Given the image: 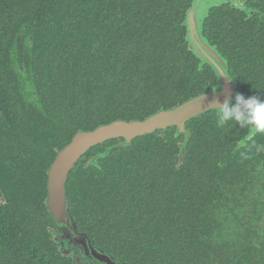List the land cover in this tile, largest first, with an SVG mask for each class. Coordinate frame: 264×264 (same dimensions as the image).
Segmentation results:
<instances>
[{
  "label": "trees",
  "instance_id": "obj_1",
  "mask_svg": "<svg viewBox=\"0 0 264 264\" xmlns=\"http://www.w3.org/2000/svg\"><path fill=\"white\" fill-rule=\"evenodd\" d=\"M194 1L0 0V264H77L46 204L48 170L75 134L219 86L189 49ZM243 1L212 8L204 36L240 90L264 98V0ZM194 121L181 167L174 129L107 156L121 140L94 148L67 182L70 214L128 264H264V205L250 198L263 142L232 153L249 128L218 127L216 112Z\"/></svg>",
  "mask_w": 264,
  "mask_h": 264
},
{
  "label": "water",
  "instance_id": "obj_2",
  "mask_svg": "<svg viewBox=\"0 0 264 264\" xmlns=\"http://www.w3.org/2000/svg\"><path fill=\"white\" fill-rule=\"evenodd\" d=\"M243 2V0H195L192 8L187 13L186 27L189 49L201 60L200 68H203L205 64L212 67L220 81L219 88L213 87L208 93L192 97L172 109H162L145 120H116L101 125L93 131H79L72 142L58 152L48 171L46 204L56 226L52 231L54 241L58 245L63 243L66 251L69 249L74 251L76 248L81 250V254L69 256L73 257L77 264H89L87 262L89 258L100 264H128L121 262L113 254L106 253L97 247L92 236L79 230L75 217L70 214L67 182L71 171L75 169L80 159L91 148L113 139L123 138L124 142L109 149L104 154L107 156L112 151L130 146L133 140L138 137L154 134L157 131H168L170 128L177 127L178 135H186V140L181 145V157H183L191 138L187 129L189 121L199 118L209 111H216L214 107L217 101L223 103L225 99L234 96L236 93L248 97L247 93L240 90L239 84L230 75L228 61L222 56L219 49L211 45L204 36L205 20L212 8L231 3L242 10H247L246 7L242 6ZM249 12L251 16L254 14L253 11ZM255 132L253 129L251 136Z\"/></svg>",
  "mask_w": 264,
  "mask_h": 264
},
{
  "label": "clouds",
  "instance_id": "obj_3",
  "mask_svg": "<svg viewBox=\"0 0 264 264\" xmlns=\"http://www.w3.org/2000/svg\"><path fill=\"white\" fill-rule=\"evenodd\" d=\"M214 108L218 127L232 122L242 128H252L257 133L264 134V98L256 95L246 98L243 94L236 93L223 103L217 101Z\"/></svg>",
  "mask_w": 264,
  "mask_h": 264
},
{
  "label": "flooded vegetation",
  "instance_id": "obj_4",
  "mask_svg": "<svg viewBox=\"0 0 264 264\" xmlns=\"http://www.w3.org/2000/svg\"><path fill=\"white\" fill-rule=\"evenodd\" d=\"M228 4H230V3H228ZM218 7V6H217ZM191 9V8H190ZM32 44V43H31ZM219 80V79H218ZM216 87H220V81H219V86H216ZM211 90V89H210ZM209 90V91H210ZM208 91V92H209ZM208 92H205V93H208ZM243 92V91H242ZM205 93H202V94H205ZM247 93V92H246ZM199 95H201V94H199ZM247 95H248V97H250V96H253V95H250L249 93H247ZM198 96V95H197ZM195 97V96H194ZM191 99V98H190ZM184 103V102H183ZM209 112H216V111H209ZM208 112V113H209ZM207 114V113H206ZM206 114H204V115H202L201 117H199V118H195V119H192L191 121H193V120H195L194 121V125L196 124V120L197 119H200V118H202L203 116H205ZM134 121V120H133ZM191 121H189V122H191ZM188 122V123H189ZM188 123H187V129H188V131L190 132V135H191V138H190V140H189V142L188 143H190V141L193 139V134H192V132H191V130L189 129V127H188ZM100 127V126H99ZM97 129V128H96ZM170 129H174L175 130V136H176V138H181V140L179 141V148H180V152H179V158H180V162L178 163V167H181L182 165H183V163H184V159H185V156H186V153H187V149L185 150V153H184V156L183 157H181V145L185 142V140H186V135H184V134H181V135H178V128L177 127H174V128H170ZM169 129V130H170ZM168 130V131H169ZM81 131H84V130H81ZM91 131H93V130H91ZM157 132H167V131H157ZM157 132H155L154 134H156ZM253 133V129L252 128H249L248 130H247V133L245 134V136H244V138L243 139H241L240 141H239V143H238V150H235V151H233L232 153H237L240 149H244V148H246L247 147V145H248V143L250 142V141H252L253 139H255L256 137H259L260 138V140L263 142V144H262V146H261V151H262V157H263V159H262V162L259 164V166L257 167V172H258V174H259V185H258V190H257V192H259V194L257 195V196H251L250 198L251 199H256V200H259V201H262V203H263V205H264V134H262V133H257V132H255L254 133V135L253 136H251V134ZM76 135V134H75ZM150 135H153V134H150ZM146 136H149V135H145V136H142V137H146ZM75 137V136H74ZM73 137V138H74ZM142 137H138V138H142ZM138 138H136L135 140H137ZM73 140V139H72ZM72 140H71V142H72ZM114 140H121V141H119L117 144H114L113 146H111V147H109L106 151H105V153L109 150V149H111V148H113V147H115V146H117V145H119L120 143H122V142H124V139L123 138H121V139H113V140H110V141H107V142H105L104 144H106V143H108V142H111V141H114ZM135 140H133V142H132V144L130 145V146H128V147H131L133 144H134V141ZM70 142V143H71ZM69 143V144H70ZM104 144H99V145H97V146H95V147H93V148H91L90 149V151L89 152H91L94 148H96V147H98V146H101V145H104ZM68 145V144H67ZM66 145V146H67ZM65 146V147H66ZM64 147V148H65ZM63 148V149H64ZM62 150V149H61ZM60 150H58L57 151V154H58V152H59ZM89 152H87L81 159H80V161L77 163V165H76V167H75V169L79 166V164H80V162L83 160V159H85V157L87 156V154L89 153ZM101 153H98L97 155H95L94 156V158H92L90 161H88L87 162V166L88 165H94V164H96L94 161H95V159L100 155ZM56 157H57V155H56ZM56 159V158H55ZM55 161V160H54ZM53 161V162H54ZM53 164V163H52ZM52 166V165H51ZM51 168V167H50ZM49 168V169H50ZM75 169H73L72 171H71V173L75 170ZM49 171V170H48ZM71 173H70V175H71ZM70 177V176H69ZM68 199V198H67ZM69 201V200H68ZM70 203V202H69ZM70 210H71V204H70ZM55 223V222H54ZM54 230V229H53ZM52 230V231H53ZM254 230L260 235V239H258L259 240V246L262 248V249H264V211H263V214H262V216H261V218H260V220L257 222V224H256V226H255V228H254ZM82 232V231H81ZM60 249V248H59ZM75 250H78L79 251V253H76L75 252ZM74 254H81V250L80 249H78V248H76V249H74ZM106 253H108V252H106ZM109 254H111V253H109ZM69 257V256H68ZM73 258V257H72ZM90 260H92L91 258H89ZM94 261V260H93ZM88 262V261H87ZM96 262V261H95ZM89 264H90V262H88ZM98 263V262H97ZM123 263H125V262H123ZM100 264V263H99Z\"/></svg>",
  "mask_w": 264,
  "mask_h": 264
},
{
  "label": "rangeland",
  "instance_id": "obj_5",
  "mask_svg": "<svg viewBox=\"0 0 264 264\" xmlns=\"http://www.w3.org/2000/svg\"><path fill=\"white\" fill-rule=\"evenodd\" d=\"M59 248L62 251L63 254L67 255V256H74V252L73 250L71 251L70 249L68 251H66V247L64 246L63 243H59Z\"/></svg>",
  "mask_w": 264,
  "mask_h": 264
}]
</instances>
